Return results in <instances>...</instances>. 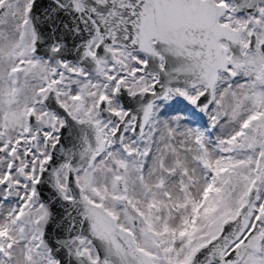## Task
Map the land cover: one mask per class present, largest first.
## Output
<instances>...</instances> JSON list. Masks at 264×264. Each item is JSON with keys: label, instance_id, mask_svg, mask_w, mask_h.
I'll list each match as a JSON object with an SVG mask.
<instances>
[{"label": "snow or ice", "instance_id": "obj_1", "mask_svg": "<svg viewBox=\"0 0 264 264\" xmlns=\"http://www.w3.org/2000/svg\"><path fill=\"white\" fill-rule=\"evenodd\" d=\"M0 264H264V0H0Z\"/></svg>", "mask_w": 264, "mask_h": 264}]
</instances>
